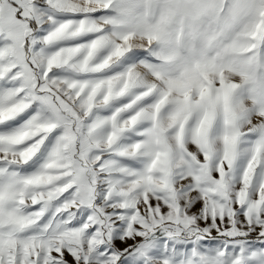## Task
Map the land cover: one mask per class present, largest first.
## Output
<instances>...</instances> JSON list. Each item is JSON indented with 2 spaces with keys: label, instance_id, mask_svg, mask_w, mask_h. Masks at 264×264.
<instances>
[{
  "label": "snow or ice",
  "instance_id": "6c2138e0",
  "mask_svg": "<svg viewBox=\"0 0 264 264\" xmlns=\"http://www.w3.org/2000/svg\"><path fill=\"white\" fill-rule=\"evenodd\" d=\"M0 264H264V0H0Z\"/></svg>",
  "mask_w": 264,
  "mask_h": 264
},
{
  "label": "rangeland",
  "instance_id": "374dc122",
  "mask_svg": "<svg viewBox=\"0 0 264 264\" xmlns=\"http://www.w3.org/2000/svg\"><path fill=\"white\" fill-rule=\"evenodd\" d=\"M124 245H121V247H123Z\"/></svg>",
  "mask_w": 264,
  "mask_h": 264
}]
</instances>
